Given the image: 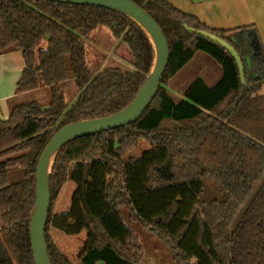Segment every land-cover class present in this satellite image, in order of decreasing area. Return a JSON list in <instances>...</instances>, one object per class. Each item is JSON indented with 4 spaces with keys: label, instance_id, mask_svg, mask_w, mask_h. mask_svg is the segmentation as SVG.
Returning a JSON list of instances; mask_svg holds the SVG:
<instances>
[{
    "label": "trees",
    "instance_id": "1",
    "mask_svg": "<svg viewBox=\"0 0 264 264\" xmlns=\"http://www.w3.org/2000/svg\"><path fill=\"white\" fill-rule=\"evenodd\" d=\"M133 1L164 30L169 63L138 120L74 139L58 151L45 234L51 262L73 264L50 235L53 226L67 235L92 231L96 242L82 264H140L142 246L123 215L126 208L166 242L177 264H264V95L258 93L264 85V47L257 32L239 28L256 71L250 77L231 30L211 28L170 0ZM100 26L128 44L131 69L96 72L88 64L86 38ZM189 27L234 46L245 65V83L233 55ZM13 50H21L25 61L16 94L49 87L52 95L46 106L14 102L9 116L0 117V264H35L29 227L42 151L61 127L124 109L145 83L155 52L145 30L122 12L53 0H0V54ZM198 51L223 66V77L214 86L196 78L177 103L166 84ZM72 78L79 94L67 109L62 84ZM141 138L161 148L125 158ZM87 140L84 151L72 158L70 153ZM166 163L170 175L160 171ZM15 167L24 176L14 182L9 171ZM68 181L76 184L71 205L55 212Z\"/></svg>",
    "mask_w": 264,
    "mask_h": 264
},
{
    "label": "water",
    "instance_id": "2",
    "mask_svg": "<svg viewBox=\"0 0 264 264\" xmlns=\"http://www.w3.org/2000/svg\"><path fill=\"white\" fill-rule=\"evenodd\" d=\"M53 1L95 5L124 13L135 20L148 34L154 46L155 56L145 83L124 109L107 116L69 123L56 131L46 144L37 164L36 202L29 227L35 264H52L45 234L51 202L50 174L58 151L74 139L115 129L138 120L154 100L170 59V45L164 30L146 9L133 0ZM188 30L207 37L226 48L235 58L242 82L245 83V65L234 46L211 32L192 27Z\"/></svg>",
    "mask_w": 264,
    "mask_h": 264
},
{
    "label": "rangeland",
    "instance_id": "3",
    "mask_svg": "<svg viewBox=\"0 0 264 264\" xmlns=\"http://www.w3.org/2000/svg\"><path fill=\"white\" fill-rule=\"evenodd\" d=\"M86 42L87 61L88 64L96 72H100L101 70H104L106 68L108 69L111 67H118L123 70H128L132 68L133 53L130 47L126 42H123L121 39H115L112 31L108 26L98 27L90 36L86 38ZM43 46H46V43H43ZM248 58L249 62L246 61L248 64L247 73L248 75H254V71L253 69H251L253 68L251 57L248 56ZM62 89L66 96L67 109H69L78 97L79 89L73 78L63 83ZM51 95L52 92L49 87L42 88L38 91H31L21 95L13 102L11 100L9 103V107L14 102L19 103L30 101H38L41 105L46 106L47 103H49L51 100ZM2 115L3 113L0 109V117ZM88 143L89 140L82 142L80 146H77L75 150L70 153V156L72 158L78 156L81 152L84 151ZM160 148L161 146L141 138L138 140L136 146L126 151L124 156L125 158L148 156L153 154ZM160 171L163 174H169V163L162 165L160 167ZM9 172L10 179L14 182L20 180L24 176V170L18 167L11 168ZM260 185H258L257 188L250 194L245 205L249 203L250 200L254 197V194L256 193ZM72 194L73 187L68 182L62 189L59 199L54 204V211L61 212L67 210L71 205ZM245 205L242 207V210L245 208ZM241 214L242 211L240 215ZM123 215L125 219H127V221H129L132 225L134 233L136 234L138 241L142 246V256L140 259V264H177L173 258L169 246L163 239H161L149 227L143 225V223H141L139 220L132 218L128 209H123ZM49 233L58 248L67 256V258L73 264H82V256L90 248H92L93 245H95V241L93 239L94 234L89 228L84 230L79 235H67L64 232L54 228L53 226H50ZM91 234H93V236Z\"/></svg>",
    "mask_w": 264,
    "mask_h": 264
},
{
    "label": "crops",
    "instance_id": "4",
    "mask_svg": "<svg viewBox=\"0 0 264 264\" xmlns=\"http://www.w3.org/2000/svg\"><path fill=\"white\" fill-rule=\"evenodd\" d=\"M176 7L186 13L197 16L202 22L211 28H225L231 30L229 37L244 52L246 70H248V56L251 62L254 75L256 71L249 52V45L246 37L239 28L250 26L253 28L249 34L257 32L258 38L264 47V0H170ZM25 61L21 50H13L0 54V109L3 113L1 118L9 116V103L23 94H16V86L22 76ZM198 77H202L207 85H216L223 77V66L220 65L211 55L204 51H198L194 57L175 75L169 78L166 89L170 96L180 103L184 98L189 85ZM46 88L40 87L38 90ZM35 90V91H38ZM260 95H264V85L260 88ZM11 102V103H12ZM169 174L166 175H170ZM73 192L76 184L68 181ZM67 182V183H68ZM88 229V228H86ZM85 229V230H86ZM93 236V234H91ZM94 241L96 238L93 236Z\"/></svg>",
    "mask_w": 264,
    "mask_h": 264
}]
</instances>
